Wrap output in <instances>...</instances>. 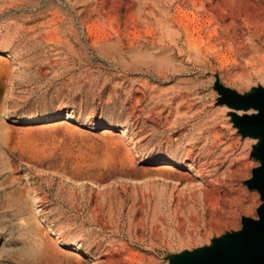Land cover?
I'll use <instances>...</instances> for the list:
<instances>
[{
	"label": "rangeland",
	"instance_id": "rangeland-1",
	"mask_svg": "<svg viewBox=\"0 0 264 264\" xmlns=\"http://www.w3.org/2000/svg\"><path fill=\"white\" fill-rule=\"evenodd\" d=\"M201 1L0 0V264H48L32 226L71 256L58 255L62 264L87 258L93 264H169L175 255L240 230L242 217L257 218L262 201L245 180L260 164L252 155L259 139L239 133L234 110L218 102L214 83L241 94L264 84V28L253 40L258 52L229 49L219 20L225 2ZM240 40L250 42L246 35ZM131 49L148 55L134 57ZM161 52L174 59L164 73L154 62ZM63 114L78 126H122L139 161L167 160L165 169L200 182L202 170L210 187L215 173L223 177L234 168L204 157L207 140L200 136L217 134L218 150L230 144L244 152L232 186L238 200L226 201L227 184L216 182L219 193L203 206L199 192L176 203L170 183L157 181L163 193L153 203L171 230L169 239L152 233L139 184L98 191L58 175L43 181L35 173L25 186L28 170L19 161L16 133ZM203 119L208 124L196 131ZM188 161L195 167L185 168Z\"/></svg>",
	"mask_w": 264,
	"mask_h": 264
},
{
	"label": "water",
	"instance_id": "water-1",
	"mask_svg": "<svg viewBox=\"0 0 264 264\" xmlns=\"http://www.w3.org/2000/svg\"><path fill=\"white\" fill-rule=\"evenodd\" d=\"M135 51L131 49L130 53ZM214 87L218 102L234 110L230 116L239 133L259 139L252 155L260 164L252 169L245 184L258 191L262 202L257 218L242 217L240 230L214 239L210 246L175 255L169 264H264V85L257 83L245 94L222 85L218 79ZM16 138L23 147L19 161L28 170L21 180L25 186L37 173L43 181L58 175L76 185L102 191L115 184H139L158 171V164L136 158L133 138L122 126H78L63 114L19 130Z\"/></svg>",
	"mask_w": 264,
	"mask_h": 264
},
{
	"label": "bare ground",
	"instance_id": "bare-ground-1",
	"mask_svg": "<svg viewBox=\"0 0 264 264\" xmlns=\"http://www.w3.org/2000/svg\"><path fill=\"white\" fill-rule=\"evenodd\" d=\"M223 1L225 2L227 7H225L224 10H221L222 12L220 11L221 13L219 15V20L221 22H223L225 25L224 31L222 33L223 34L222 37H224V40H225V45L229 49L233 48V49H236L237 51L241 50L242 52L248 51L251 53L258 52L259 48L257 47V45L255 43H253V40L255 39V36L260 31V29L264 28V0H223ZM213 2H214V0L201 1L202 4H209V5H212ZM243 35H246V37L248 38V40H250V42H247L245 40L243 42H241L240 38ZM161 53H160V56L157 57V59H154V62H155L156 69H157L156 71L159 73H164L165 71L168 70L170 63H172L174 61V59H172V57L167 55V54L164 55V53H162V54ZM145 55H148V53L145 50H143V51L140 50V51H137L133 54L134 57H138V58H142ZM260 80L262 81V83H264V77H260ZM262 85H264V84H262ZM216 112H217V110H216ZM216 112H213L208 118L214 117ZM212 120H213V118H212ZM205 124H208V120L204 121V119H203L202 121H200V123L197 124V127H195L194 129L196 131H198ZM28 135H29V132L25 133V136H28ZM200 137H201L200 138L201 142H202V140H205V141L207 140L206 144H203L201 146V148L203 150L202 153L205 155L204 157H208L211 155L212 158H214V160L220 159V161L227 164V170H228V168L234 167L226 175L223 174L224 175L223 177L221 175H219L218 173H215V176L212 178V184L214 185V183L216 184V182H218L220 184L225 182L227 184V187L222 189L223 194H221V195L224 196L227 193H229V195H231V197L227 198L226 201H230V202L237 201L238 199L235 197V194H234L235 192L233 190L234 188L232 186H233V184H235V181L237 180L238 174H240L239 168H240L241 164L242 165L245 164V158H243L244 152L241 150L237 151L236 147L234 149V147L230 144H226L222 148L220 147V149L218 150L217 148L219 146L217 143L219 142V136L217 134H213V135H210L208 137H206V136H200ZM203 138H205V139H203ZM199 144H201V143L199 142ZM221 145L222 144H220V146ZM166 162H168V161L167 160H159V161H157L156 164L161 165V163L164 164ZM182 164L184 165L185 168L191 169V168L195 167L194 162H192V161H188V162L182 163ZM203 173L204 172H202V170L199 171V174L202 176V180L200 182L197 180L196 177H194L193 175H190L187 172L185 173L183 171L173 170L172 168H171V170L165 169L164 167L160 166V167H158V171L156 173L145 177L142 180V182H139L138 189H141L142 193H143L142 206L144 207L145 210L149 209L148 218H149V222H150V226H151L150 229H152V233H154L155 236H157L159 234L161 237L162 235H165V233H166L169 239L171 237L170 228L167 230L164 229L163 222L158 220L157 204H156V202L153 203V201H155L156 197H158L159 195H161L163 193V191L157 187L156 182L157 181L161 182V180H162L165 183H167V182L170 183V185H171L170 195H171V198L176 203L179 202L180 200H185L186 195H189L192 193L196 194L198 192L201 193L203 195V200L201 199L202 203H200V204H201V206H203L204 205L203 203L206 200H208V196L211 193H213L214 191L215 192L217 191V188L215 187L216 185H214V186L211 185L212 187H210V183H211L210 180L211 179L209 180L206 176L203 175ZM165 183H162V184H165ZM136 187L137 186H135L133 188H136ZM143 188L148 190V194L144 193L145 190L143 192ZM217 192L219 193V191H217ZM213 196H215V195H213ZM140 204H141V202H140ZM187 204H189V202ZM190 204H192V203H190ZM206 208L207 207H204V210ZM205 215H206V213H205ZM141 223H142V221H141ZM208 223L210 224L209 220H208ZM142 225H143V223H142ZM155 225H156V227H155ZM32 227H34V230L37 231V233L40 237V239H39V247L40 248H39L38 253L44 257V260H46L48 264H62L61 262H58V259H59L58 255L65 256V257H67L66 259H68V260L71 259L70 258L71 256L67 255L66 253H62V252L58 251L55 242L50 240L45 235V233L43 232V230L41 228L36 227V226H32ZM156 233H158V234H156ZM184 238H185V236L179 237L180 244L183 243ZM164 242H165V240H164ZM75 262H76L75 264H93V260L88 259V258L82 259V260L76 259ZM100 263L103 264L104 259L103 260L100 259Z\"/></svg>",
	"mask_w": 264,
	"mask_h": 264
}]
</instances>
